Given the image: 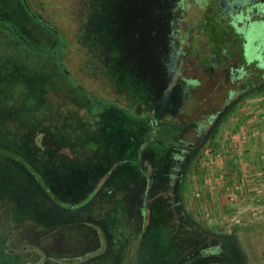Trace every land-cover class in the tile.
<instances>
[{
	"label": "rangeland",
	"instance_id": "1",
	"mask_svg": "<svg viewBox=\"0 0 264 264\" xmlns=\"http://www.w3.org/2000/svg\"><path fill=\"white\" fill-rule=\"evenodd\" d=\"M5 2L0 147L50 191L0 153V264H212L220 246L264 264L258 170L225 167L234 147L264 162V137L250 162L236 137L264 128V70L239 33L220 62L199 0ZM241 63L251 77L231 80Z\"/></svg>",
	"mask_w": 264,
	"mask_h": 264
},
{
	"label": "flooded vegetation",
	"instance_id": "2",
	"mask_svg": "<svg viewBox=\"0 0 264 264\" xmlns=\"http://www.w3.org/2000/svg\"><path fill=\"white\" fill-rule=\"evenodd\" d=\"M202 1L203 7L211 9L209 15L204 19L212 23L214 26L219 24L225 32L229 31L226 45L220 49L222 55L228 50L227 47L231 48L230 44L234 39V35L238 34L241 36L240 45L234 46L232 48L240 50L242 55L246 58V61H254L256 67L262 68L264 70V58L260 61L258 57L260 56V50L264 54V0H199ZM211 13V15H210ZM220 14V19L217 21L216 15ZM241 23L242 25L238 26ZM254 48L256 49V57H254ZM229 55V54H228ZM229 58V56H228ZM227 58V59H228ZM263 63V64H261ZM208 72H211V65L205 67ZM230 69V78L234 80L235 78L242 77L245 73V78H250L251 73L246 72L247 69L241 63L238 69ZM246 70V71H245ZM237 72L236 76H233L234 72ZM244 78V79H245ZM197 84H199L197 82Z\"/></svg>",
	"mask_w": 264,
	"mask_h": 264
},
{
	"label": "trees",
	"instance_id": "3",
	"mask_svg": "<svg viewBox=\"0 0 264 264\" xmlns=\"http://www.w3.org/2000/svg\"><path fill=\"white\" fill-rule=\"evenodd\" d=\"M13 2L15 3V5L20 2L23 10L25 11V13L26 14L29 13V11H28L27 7L25 6L23 0H13ZM8 4H12V0H7V2L3 3V5H4L3 8L6 7L9 10ZM40 26L44 30H46L47 32L52 34V36L55 35V32L52 31L49 27H47L44 23H40ZM205 26L207 27L206 28L207 29L206 32H207V34L210 35L211 42L213 43V56L217 57L218 61L221 62L223 60V58L228 57L226 55H222L220 49L223 48L226 45V42L228 41L227 39H229L228 34H230V32L229 31L225 32V30L221 26H219V24H216V26H214L212 23H210L208 21H206V25ZM45 50H46V48H45ZM246 69L249 70V68H246ZM236 74H237V72L236 73L234 72L233 76L237 77ZM0 153L5 155V156H9L10 158H13V159L17 160L20 164H22V166L27 171H29L35 177V179L38 181L39 185L42 187V189L44 191H48L49 190L48 186L45 184V182L42 179V175H40L34 169V167H32L27 161H25V159L23 157H21L20 155H18L14 151H11V150L7 149L6 147H0ZM167 160H169V162H173V163L176 162L175 158H173V156L170 155V153H168V152H167ZM53 195H55V194H53ZM170 230L172 231V234L175 235L176 232H178L179 229H177V230L170 229ZM215 253L218 256V259H214L212 264H237V262L235 261L234 257L230 254L231 251H230L229 248H227V246L223 247V249H222L221 246L218 247L215 250ZM197 255H200V253H198ZM197 255L195 254L194 256H197ZM220 256H222L221 259H220ZM182 260L184 261L185 259H182Z\"/></svg>",
	"mask_w": 264,
	"mask_h": 264
},
{
	"label": "crops",
	"instance_id": "4",
	"mask_svg": "<svg viewBox=\"0 0 264 264\" xmlns=\"http://www.w3.org/2000/svg\"><path fill=\"white\" fill-rule=\"evenodd\" d=\"M252 120H254L252 122L253 127L247 129L248 130V134H249V135L248 134L247 135H248L250 141L249 140L245 141L246 133L243 130H241L242 132H239V133L236 134V137H237V135H239V137H240L239 138V144H240V146L242 145V148L245 150V153H244L245 156H246L245 159L247 158L248 162L251 161V158L253 157V154L255 153V152H253L254 149H255L254 146L256 147V151H257L259 149V147H260L259 144H258V141H260L261 137L262 138L264 137V131H263L264 128H263V126L260 125V124H257L258 120H256V119H252ZM255 123L257 124L256 126H254ZM252 136H255V137L252 138ZM242 141H244V142H242ZM235 145L236 144H234V146ZM257 146H259V147L257 148ZM231 147H232V145H231ZM262 147L264 148L263 145H262ZM234 149H235V147L231 151H229V150L225 151L226 152L225 153V157H226L225 167L227 168V170L230 169L231 171H234V172H239L240 170H244L246 168H254L255 170H258L257 171V175L256 176H252L251 177L252 179H250V180L251 181L255 180L256 184L262 182V185H263L262 189H264V180H262V178L260 177L261 176V174H260L261 172H262V174H264V162L261 161V162L258 163L257 166L256 165L251 166V164L250 165L247 164L246 161L243 158H239L238 159L236 156H234L233 155L234 154V152H233ZM261 163H262V165H261ZM259 171H260V173H259ZM232 173H229V174H232ZM230 179H231V177L228 176L226 178V180H223L222 182H224V181L226 182L227 181L228 184L229 183L233 184V181H232L233 177H232L231 180ZM261 197L264 200V193H262ZM250 198L251 197L247 198L246 204L248 203V201H250ZM246 204H244V205H246Z\"/></svg>",
	"mask_w": 264,
	"mask_h": 264
},
{
	"label": "water",
	"instance_id": "5",
	"mask_svg": "<svg viewBox=\"0 0 264 264\" xmlns=\"http://www.w3.org/2000/svg\"><path fill=\"white\" fill-rule=\"evenodd\" d=\"M23 2L25 3V5L27 6L26 0H23Z\"/></svg>",
	"mask_w": 264,
	"mask_h": 264
}]
</instances>
